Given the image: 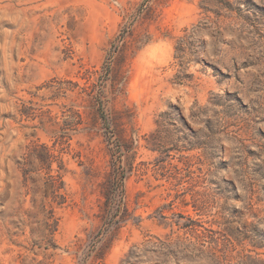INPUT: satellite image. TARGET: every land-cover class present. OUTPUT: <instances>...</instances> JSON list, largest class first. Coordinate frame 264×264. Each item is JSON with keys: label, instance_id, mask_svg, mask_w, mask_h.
Segmentation results:
<instances>
[{"label": "rangeland", "instance_id": "obj_1", "mask_svg": "<svg viewBox=\"0 0 264 264\" xmlns=\"http://www.w3.org/2000/svg\"><path fill=\"white\" fill-rule=\"evenodd\" d=\"M0 264H264V0H0Z\"/></svg>", "mask_w": 264, "mask_h": 264}, {"label": "trees", "instance_id": "obj_2", "mask_svg": "<svg viewBox=\"0 0 264 264\" xmlns=\"http://www.w3.org/2000/svg\"><path fill=\"white\" fill-rule=\"evenodd\" d=\"M114 167V186L116 190H119L121 195L120 205L119 209L123 206V195H124V189H125V175L122 171V167L119 165L117 166V162H113Z\"/></svg>", "mask_w": 264, "mask_h": 264}]
</instances>
